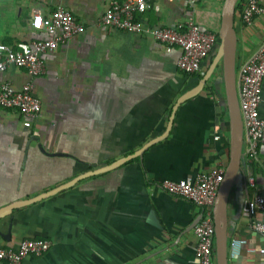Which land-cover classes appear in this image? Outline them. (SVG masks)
I'll use <instances>...</instances> for the list:
<instances>
[{"label":"crops","instance_id":"0c3cea01","mask_svg":"<svg viewBox=\"0 0 264 264\" xmlns=\"http://www.w3.org/2000/svg\"><path fill=\"white\" fill-rule=\"evenodd\" d=\"M114 1L127 0H0V41L8 46L47 39L33 30V18L62 6L84 26L43 57L46 72L33 80L39 118L0 109V247L53 242L23 264H199L195 227L202 210L159 184L212 170L226 174L230 165L222 67L196 97L179 103L200 84L219 46L189 76L178 68V48L167 52L149 35L103 26ZM225 2L201 0L194 7L189 0H147L136 20L146 28L197 22L219 37ZM244 5L236 6L234 24L238 81L245 61L264 44V16L244 25ZM30 81L23 69L0 73V82L16 91ZM262 98L264 118V83ZM247 143L244 132L241 171L227 206L228 264H264V236L252 229L263 220L255 199L264 195V139L257 162L248 160Z\"/></svg>","mask_w":264,"mask_h":264},{"label":"built area","instance_id":"2783aa9c","mask_svg":"<svg viewBox=\"0 0 264 264\" xmlns=\"http://www.w3.org/2000/svg\"><path fill=\"white\" fill-rule=\"evenodd\" d=\"M200 1L189 0V3L195 7ZM243 4L245 5L241 19L244 25L249 27L256 17L264 16V2L238 0L237 6ZM147 9V0L114 1L102 17L101 23L105 27L149 35L166 47L167 52L178 48L181 52L178 68L189 76L200 73L203 63L218 48L219 37L204 31L197 22L180 23L168 28H146L136 20V16L144 14ZM32 28L37 32H45L47 39L19 43L15 46H8L0 41V73L17 68L26 70L31 78V81L19 91L8 82H0V109L15 111L29 119H37L41 114L42 102L34 94L33 80L46 72L44 55L57 50L60 45L81 34L84 26L62 6L48 17L34 16ZM263 83L264 44L245 61L240 74L239 105L244 132L248 138L246 156L250 162L258 161V148L264 139V118L260 117L259 112L263 101ZM224 179L223 171L212 170L203 172L195 178L180 181L164 180L159 184L163 192L185 199L202 210V220L195 227L196 258L199 264H217L213 213ZM249 183L254 186V176L250 177ZM255 205L263 215V220L254 222L252 229L264 236V195L256 197ZM236 243L245 242L238 240ZM52 245L53 242L49 239H33L22 241L17 248L0 247V261L23 264L29 256H43L50 251Z\"/></svg>","mask_w":264,"mask_h":264},{"label":"water","instance_id":"95a60500","mask_svg":"<svg viewBox=\"0 0 264 264\" xmlns=\"http://www.w3.org/2000/svg\"><path fill=\"white\" fill-rule=\"evenodd\" d=\"M237 2L238 0H226L222 13V26L219 33L220 44L213 63L201 80L200 84L192 91L185 94L179 102L182 103L188 99L196 97L203 90L214 71L219 67H222L223 75L219 78V80L223 78L226 84L228 107L230 110L232 123V149L231 162L226 171L224 182L219 189L218 197L214 207L217 264H228V198L232 186L234 185L236 178L241 171L244 144L243 118L239 105L240 80L238 81L236 75L237 35L234 24ZM142 152L143 150L138 152L135 156L140 155ZM132 157H134V155ZM130 159V157L124 158L110 166H106L95 172H91L89 176L110 171ZM3 217L4 216L0 215V219Z\"/></svg>","mask_w":264,"mask_h":264}]
</instances>
